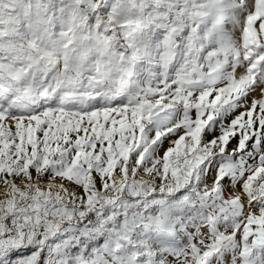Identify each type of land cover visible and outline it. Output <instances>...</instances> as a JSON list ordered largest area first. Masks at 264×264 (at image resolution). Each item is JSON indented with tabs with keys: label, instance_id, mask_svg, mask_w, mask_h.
Wrapping results in <instances>:
<instances>
[{
	"label": "snow or ice",
	"instance_id": "obj_1",
	"mask_svg": "<svg viewBox=\"0 0 264 264\" xmlns=\"http://www.w3.org/2000/svg\"><path fill=\"white\" fill-rule=\"evenodd\" d=\"M0 264H264V0H0Z\"/></svg>",
	"mask_w": 264,
	"mask_h": 264
}]
</instances>
